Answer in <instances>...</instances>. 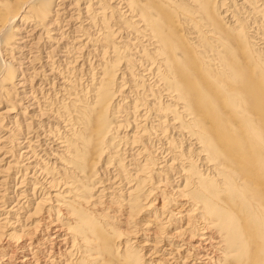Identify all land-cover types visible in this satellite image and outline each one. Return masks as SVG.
Returning a JSON list of instances; mask_svg holds the SVG:
<instances>
[{"label":"bare ground","instance_id":"bare-ground-1","mask_svg":"<svg viewBox=\"0 0 264 264\" xmlns=\"http://www.w3.org/2000/svg\"><path fill=\"white\" fill-rule=\"evenodd\" d=\"M0 264H264V0H0Z\"/></svg>","mask_w":264,"mask_h":264},{"label":"rangeland","instance_id":"rangeland-1","mask_svg":"<svg viewBox=\"0 0 264 264\" xmlns=\"http://www.w3.org/2000/svg\"><path fill=\"white\" fill-rule=\"evenodd\" d=\"M91 61V60H90Z\"/></svg>","mask_w":264,"mask_h":264}]
</instances>
